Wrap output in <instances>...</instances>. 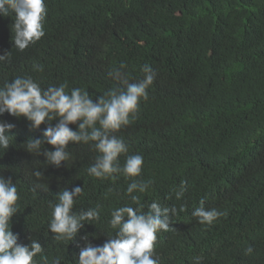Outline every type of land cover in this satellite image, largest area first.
<instances>
[{
  "label": "trees",
  "instance_id": "trees-1",
  "mask_svg": "<svg viewBox=\"0 0 264 264\" xmlns=\"http://www.w3.org/2000/svg\"><path fill=\"white\" fill-rule=\"evenodd\" d=\"M44 2V35L22 51L11 40L14 14L0 16V55L10 52L0 61V87L31 76L42 89L63 83L66 92L82 88L95 99L121 86L107 74L121 63L130 82L143 78L145 64L156 78L132 123L115 133L128 147L121 165L142 155L139 177L89 175L98 153L83 143H70V159L55 168L25 150L29 138H42L45 124L31 129L23 116L0 115L15 125L9 147L0 148V176L11 177L19 194L11 230L19 243H41L35 264H45L43 257L75 264L82 236L93 246L114 236L111 211L138 206L126 194L133 179L151 181L144 193H133L145 205L141 211L153 201L177 208L171 229L157 233L159 264H194L196 257L201 264H264V0ZM181 182L187 190L177 199ZM76 186L83 194L73 210L99 205V219L86 221L73 241H56L48 229L49 202ZM201 199L227 215L198 223L191 213ZM249 246L253 251L245 255Z\"/></svg>",
  "mask_w": 264,
  "mask_h": 264
},
{
  "label": "clouds",
  "instance_id": "clouds-1",
  "mask_svg": "<svg viewBox=\"0 0 264 264\" xmlns=\"http://www.w3.org/2000/svg\"><path fill=\"white\" fill-rule=\"evenodd\" d=\"M14 14L11 25V40L18 50H24L44 35L43 22L47 15L44 0H0V16ZM10 58V52L0 55V61ZM121 63L108 71V76L117 81L119 87L110 88L95 99L82 88H73L66 92V84L51 85L42 89L31 76H17L11 82L0 87V115L7 112L14 117L23 116L31 129H38L45 124L42 138H29L25 150L36 156L43 155L49 165L59 168L61 162L70 159L67 148L70 143H83L92 147L98 155L95 162L87 167L86 172L96 178L116 180L120 175L125 178L139 177L143 165L140 154L127 156L123 165L119 156L128 152L122 138L115 135L122 127L132 123L139 111L141 100H148L147 89L156 78L155 70L148 64L141 67L143 78L130 82L129 74ZM35 71L42 68L34 65ZM56 121L55 124L52 122ZM75 124L73 130L69 125ZM14 124L0 120V148L9 147L8 133ZM52 150L43 148L44 144ZM42 177L40 171L33 173ZM151 181L135 180L128 184L126 194L137 207L129 205L111 211L109 226L115 234L102 245L93 246L88 237L82 236L83 247L79 248L75 264H159L154 256L157 233L171 229L172 218L177 208L161 206L153 201L147 205V211H141L145 205L134 192L144 193ZM36 187H47L36 185ZM35 190V189H33ZM181 182L175 197L181 199L186 191ZM83 194V187L76 186L71 191L61 190L57 202H49L51 219L48 229L54 233L56 241H73L81 229L88 223L99 219V208L74 211L75 198ZM19 194L12 178L0 176V264H35L34 257L43 252L41 243L31 239L29 243H19V234L11 230V219L17 213ZM181 211L186 210L181 206ZM200 224L212 225L226 212L216 208H206L205 200L191 213ZM126 218V219H125ZM252 247L245 249V255L251 254ZM45 264H49L43 257ZM60 257L53 258L50 264H60ZM202 257H196L194 264H201Z\"/></svg>",
  "mask_w": 264,
  "mask_h": 264
}]
</instances>
